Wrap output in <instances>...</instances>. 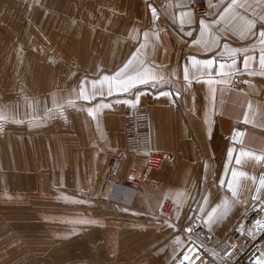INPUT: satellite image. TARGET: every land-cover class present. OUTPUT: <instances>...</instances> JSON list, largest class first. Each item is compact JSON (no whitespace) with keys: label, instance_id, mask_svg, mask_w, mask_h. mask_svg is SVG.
<instances>
[{"label":"crops","instance_id":"0c3cea01","mask_svg":"<svg viewBox=\"0 0 264 264\" xmlns=\"http://www.w3.org/2000/svg\"><path fill=\"white\" fill-rule=\"evenodd\" d=\"M209 2L204 0L206 11L197 15L191 0H0V114L8 117L0 124V201L54 197L63 203L66 197L77 203V212L86 204L103 213L102 219L63 230L54 252L32 255L26 264H175L186 250V222L199 216L200 225L209 231L203 219L218 204L233 199L227 183L232 181L239 202L214 223L204 255V264L222 262L229 235L246 211L256 172L264 164L254 158L264 156V75L257 53L250 62L255 72L245 71L240 59V71L227 79L213 76L209 83L207 75L196 74L190 84L183 81L190 56L212 55L193 43L200 36V19L211 20L222 11L216 7L220 0H211V8ZM149 4L157 8L155 21ZM29 5H35L33 13L25 12ZM16 6H23V12ZM189 11L193 21L181 31L180 13ZM144 32L149 33L147 39ZM212 34H219L215 27ZM225 42L232 48L255 43L239 35L222 40L221 46ZM141 43L147 45L140 53L146 66L176 82L155 89L138 85L127 93L114 90L111 96L105 87L104 95L90 103L77 99L82 80L91 90L93 79L113 75ZM181 87L178 103L158 97L161 90ZM136 95L138 104L122 103ZM54 100L63 106V114L47 116ZM34 103L35 111L29 107ZM103 104L110 107L98 108L97 119L87 114V108ZM135 112L146 113L150 147L167 159L146 174L136 193L113 202L107 195L98 196L97 190L100 184L102 188L108 156L129 132ZM32 117L37 122L29 123ZM236 132L243 135L235 137ZM147 154L125 151L116 179L122 181L130 165L142 167ZM166 203L171 205L167 214L161 212ZM5 207L9 204H0V215L9 218L15 209ZM170 223L176 228L168 227ZM261 245L264 249V236ZM14 254L12 250L0 257V264H11Z\"/></svg>","mask_w":264,"mask_h":264},{"label":"snow or ice","instance_id":"6c2138e0","mask_svg":"<svg viewBox=\"0 0 264 264\" xmlns=\"http://www.w3.org/2000/svg\"><path fill=\"white\" fill-rule=\"evenodd\" d=\"M226 4V6H224ZM209 7H213L211 0L209 2ZM216 7H222V11H218L214 14L211 20L200 19V36L193 41L194 44H200L203 46L206 52L212 53L211 57L208 59H198L196 55H192L186 61L183 68V81L185 83H191V77L199 75H207L209 77V83H211V78L213 76H218L221 79H227L232 76L234 72L240 71L238 67V60L242 59L243 69L248 72H255L256 69L250 66V62L256 59V54L259 56V71L260 74L264 75V0H220V3ZM148 8L151 11L152 20L155 21L158 18L157 8L149 4ZM193 21L192 12H182L180 13V25L181 31H183V26L185 24H191ZM223 25L221 28L220 26ZM216 28L218 35L212 34V29ZM257 28L259 31L257 32ZM208 34L210 38L205 39V35ZM155 35V34H154ZM188 36L192 33L188 32ZM231 35H239L242 40H253L255 43L251 44L248 48H232L227 42L223 43L221 46V41H227ZM144 36L147 39L149 36L148 32H144ZM147 45L141 43L123 66L120 67L113 75H104L100 79H93L91 81V90L87 88L88 81L82 80L80 82L79 93L77 99L83 100L85 102H92L96 99V96L104 95L105 87L107 88V94L111 96L113 91H118L121 93H127L138 85H145L152 88H157L159 85H170L176 82L172 76L165 78L160 76L158 72H154L151 67L146 66V62L141 58V50L146 48ZM251 53V54H250ZM248 83V81H245ZM184 88H176L173 91H159L158 97H168L172 103H178L179 97L182 95ZM175 97V98H174ZM215 99V94L213 93V100ZM140 100L139 95H136L134 100H125L122 103L125 104H138ZM54 108L47 109L46 115L52 116L53 112H57L60 115L63 114V106L56 104L53 101ZM69 104L72 101L68 102ZM29 107L35 111L37 104H30ZM110 105L103 104L98 106L89 107L86 109L87 114L93 119L98 118V108H106ZM249 108L252 105L249 104ZM244 122H248V113H244ZM3 114H0V124L7 120ZM14 119L15 123H24L23 119ZM29 123L37 122L35 117H32L28 121ZM2 130V129H0ZM243 134L240 132L235 133V137H241ZM234 137V138H235ZM232 149H229V156L231 157ZM241 156H252V153L241 152ZM255 159L264 162V156L254 157ZM240 158L237 157L236 163L239 164ZM243 175V173H241ZM232 176L235 178L237 173L232 171ZM131 179V177H130ZM254 179V178H253ZM221 183H225L221 181ZM228 188L232 192L233 199L222 202L218 204L211 212L207 213V217L203 219L204 225L209 231L212 230L214 223L222 219L228 212L229 208L234 204L238 203L237 191L233 187V182L228 181ZM259 185L261 191V196H264V176L260 177ZM259 199L260 197H254ZM82 202V201H81ZM208 199L204 197V204L207 205ZM127 211V209H123ZM201 212H204V207L200 208ZM179 213H177L178 218ZM195 220H201V217H195ZM86 223V221H82ZM165 223H168L165 220ZM170 228H176L175 223L168 224ZM195 227L184 228L183 231L188 235L187 244H192V247H188L185 244V249L180 254L177 255L176 260L178 264H204V261L199 254L198 249L203 248V242L200 245H196L192 240V236L195 234ZM257 227L264 229V222L257 221ZM176 241L180 242V237H176ZM228 247H235L234 245H228ZM227 252V248L224 250ZM215 255V252L212 253ZM232 255V253H228ZM261 257H264V252H261ZM182 257V258H181ZM256 264H264V259L258 257Z\"/></svg>","mask_w":264,"mask_h":264},{"label":"built area","instance_id":"2783aa9c","mask_svg":"<svg viewBox=\"0 0 264 264\" xmlns=\"http://www.w3.org/2000/svg\"><path fill=\"white\" fill-rule=\"evenodd\" d=\"M191 6L197 15H202L206 11L204 0H191ZM132 150L148 152L145 164L142 167L130 165L125 170L123 180L118 181L116 177L121 165L123 153ZM166 159L167 155L165 153L154 151L150 147L146 113L135 112L132 115L131 128L124 135L121 147L113 150L108 156L103 175L102 190L104 191L108 187V199L121 203L124 200L123 194L136 193L146 174L160 169ZM261 176H264V164L260 165L256 172L253 185L249 192L246 211L229 235L228 245H234L235 247H228L220 264H256L258 257L264 259V257L260 256L261 252H264L261 245L264 229L257 227V221L264 222V196H261V191H259V180ZM254 197L260 198L256 199ZM170 209V203H166L161 209V212L167 214ZM194 218H189L185 228L196 226L195 234L192 238L197 246L203 242V248H199L198 251L204 261L205 252L210 246L213 237ZM228 253H232V255H228ZM175 264H178L177 260Z\"/></svg>","mask_w":264,"mask_h":264},{"label":"rangeland","instance_id":"374dc122","mask_svg":"<svg viewBox=\"0 0 264 264\" xmlns=\"http://www.w3.org/2000/svg\"><path fill=\"white\" fill-rule=\"evenodd\" d=\"M20 7L21 10L17 12L21 13L23 6H16ZM34 7L35 5L26 6L25 12L33 13ZM11 60L14 61L13 54ZM99 188L97 195L106 196L108 187L103 191L100 184ZM71 201V198L66 197L63 198V203L54 197L11 198L0 201V204H9V207L5 208L15 209L9 218L7 215H0V257L14 250L15 259L11 264H26V259L32 255H49L54 252L57 236L62 235L63 230L64 232L75 230L76 228H72L73 224L82 226L103 218V213L96 212L95 207L91 205H80L81 212H77V203L73 204ZM1 261L3 260L0 259Z\"/></svg>","mask_w":264,"mask_h":264}]
</instances>
